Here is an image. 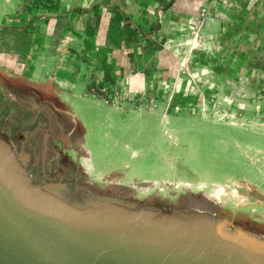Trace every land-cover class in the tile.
Here are the masks:
<instances>
[{"label":"crops","instance_id":"obj_1","mask_svg":"<svg viewBox=\"0 0 264 264\" xmlns=\"http://www.w3.org/2000/svg\"><path fill=\"white\" fill-rule=\"evenodd\" d=\"M57 1L55 11L35 13L22 9L21 0H0V108L47 111L36 132L35 120L22 125L30 145L53 136L78 156L85 172L81 147L86 149L95 184L101 176L121 179L132 164L166 159L161 142L175 147L179 137L165 127L181 120L158 113L181 104L155 100L148 111L146 104L133 106L136 98L162 95L178 80L191 79L181 71L195 62L182 49L203 6L214 13L201 36L211 47L241 34L243 17L227 0ZM107 82L122 90L123 104H109L96 93Z\"/></svg>","mask_w":264,"mask_h":264},{"label":"water","instance_id":"obj_2","mask_svg":"<svg viewBox=\"0 0 264 264\" xmlns=\"http://www.w3.org/2000/svg\"><path fill=\"white\" fill-rule=\"evenodd\" d=\"M7 111L0 108V264H264V236L233 223L224 206L197 211L186 195L164 209L149 200L163 189L124 195L104 178L95 184L53 136L30 145L21 128L28 119Z\"/></svg>","mask_w":264,"mask_h":264},{"label":"rangeland","instance_id":"obj_3","mask_svg":"<svg viewBox=\"0 0 264 264\" xmlns=\"http://www.w3.org/2000/svg\"><path fill=\"white\" fill-rule=\"evenodd\" d=\"M227 2L244 19L242 33L215 47L204 40L192 50L189 44H183V57L194 59L195 64L193 69L184 64L181 75L191 79L178 80L176 87L164 91V95L137 97L134 102L133 106L146 104L148 111L156 108L152 104L155 100L181 104L179 108L158 113L159 117L167 115L181 120L179 125L165 127L178 131L177 146L162 141L166 159L132 164V168L123 169L121 179L100 178L120 187L129 186L133 191L138 190L130 184L136 181L139 184L147 180L166 181L171 185L163 184V188L156 185L146 192L163 189L149 195V200L164 209L176 208L186 197L182 182H190L196 193L209 192L213 183L226 184L228 192L237 189L247 200L224 195L222 199L227 202L223 212L241 228L264 236V0ZM56 3L57 0H21L22 9L35 13L55 11ZM188 40L189 37L184 43ZM56 115L60 117L59 112ZM47 116V111L37 115L36 123L41 124ZM162 136L163 132L158 136L159 142ZM70 169L63 179L68 183L72 182ZM86 172L92 178L96 176V170ZM138 192L133 197L143 199Z\"/></svg>","mask_w":264,"mask_h":264},{"label":"bare ground","instance_id":"obj_4","mask_svg":"<svg viewBox=\"0 0 264 264\" xmlns=\"http://www.w3.org/2000/svg\"><path fill=\"white\" fill-rule=\"evenodd\" d=\"M81 150H82V160H83L82 162L86 164L87 170L92 171L93 164L91 161V157L89 156L88 152L85 151L86 149L84 150L81 147ZM87 177H89L88 174ZM115 179H117V177L113 175L106 178L107 181H114ZM163 184L167 186L171 185L170 183L166 184V181H157V180H147L143 182V184H139L136 181L130 185L136 186L137 190L140 193H146L148 189L150 190L151 187H154L156 185H159L160 188H163ZM182 184L187 191V195L190 203L189 207L197 211L208 210L213 213L220 211L227 202L222 199V196L224 195L226 196L228 195L230 197L237 195L239 199L243 201L247 200V197H245V195H240L237 189H233L232 191L228 192V185L222 183H213L212 184L213 186L209 192L200 191L198 193L192 191V184L190 182L189 183L182 182ZM118 190H120L124 195H129L133 193L132 188H130L129 186H125V187L121 186L118 188Z\"/></svg>","mask_w":264,"mask_h":264},{"label":"built area","instance_id":"obj_5","mask_svg":"<svg viewBox=\"0 0 264 264\" xmlns=\"http://www.w3.org/2000/svg\"><path fill=\"white\" fill-rule=\"evenodd\" d=\"M213 17L214 13L208 5H205L200 9L199 16L192 25L188 40V44L190 45L191 49H195L199 46L205 23ZM95 91L106 102L111 104L121 105L120 101L126 99V96L123 95L122 90L120 88L117 89V87H115L113 83L110 82L104 83L98 88H95Z\"/></svg>","mask_w":264,"mask_h":264},{"label":"flooded vegetation","instance_id":"obj_6","mask_svg":"<svg viewBox=\"0 0 264 264\" xmlns=\"http://www.w3.org/2000/svg\"><path fill=\"white\" fill-rule=\"evenodd\" d=\"M12 104H14L13 106L15 107V105L17 104L16 102L15 103H12ZM13 108V107H12ZM41 114V113H44V111H36L35 109H33L32 108V106H29L26 110H25V112H24V114H23V116H25V118L26 119H28L27 120V122L29 123V124H32L33 123V121L35 120V116H36V114ZM45 119H46V121H47V118L45 117ZM36 126H38L37 125V123L35 124V126L33 125L32 127H31V133H33V132H36ZM30 130V129H29ZM28 130V131H29ZM26 136H28L30 133H27V131H26ZM31 152V151H30ZM19 156L21 157V159L22 160H24V161H29V159H30V156H29V154L25 151V150H23V149H21L20 150V152H19ZM33 171L34 172H36V171H39V169L38 168H33Z\"/></svg>","mask_w":264,"mask_h":264}]
</instances>
